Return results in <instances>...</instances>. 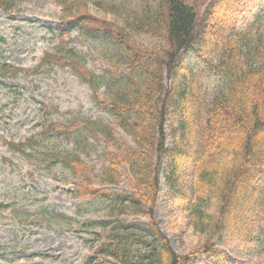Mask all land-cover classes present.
Returning a JSON list of instances; mask_svg holds the SVG:
<instances>
[{"label":"trees","instance_id":"1","mask_svg":"<svg viewBox=\"0 0 264 264\" xmlns=\"http://www.w3.org/2000/svg\"><path fill=\"white\" fill-rule=\"evenodd\" d=\"M19 1L0 0V7L11 12ZM157 1V15L136 30L160 35V43L150 48L91 14L85 0H58L64 11L59 50L43 56L50 64L71 67L113 119L48 123L41 133L75 132L77 142L84 132L92 133L100 145V175L76 151L57 153L80 180L75 197L101 198L115 213L100 221L105 230L87 264L219 261L217 237L227 246L256 241L254 255L236 264H264V0ZM75 29L88 40L112 41L117 61L96 74L76 49L64 51L63 37ZM204 74L226 80L206 101L199 85ZM102 85L113 91L111 100L101 97ZM170 119L177 138L172 145ZM35 137L9 145L25 153ZM125 167L132 173V190L109 189L128 175ZM190 168L193 177L184 183ZM163 177L201 239L186 254L174 250L156 221Z\"/></svg>","mask_w":264,"mask_h":264},{"label":"rangeland","instance_id":"2","mask_svg":"<svg viewBox=\"0 0 264 264\" xmlns=\"http://www.w3.org/2000/svg\"><path fill=\"white\" fill-rule=\"evenodd\" d=\"M85 1L91 14L130 33L137 42L150 48L160 43V35L136 31L141 22L157 15V0ZM63 15L58 0H20L11 12L0 8V264H87L105 230L100 221L115 214L101 198H76L75 186L80 180L57 156L58 152L76 151L95 165L100 175V145L93 134L84 132L78 142L75 132L68 136L41 135L48 123L70 124L87 118L113 123L111 115L97 106L91 87L71 67L43 60L44 53L59 50ZM63 39L62 49H76L96 74L108 67V62L117 61L113 55L115 44L108 39L88 40L79 29ZM164 79L168 81L165 71ZM199 85L201 98L206 101L214 91L225 87L226 80L220 75L204 74ZM100 95L108 100L115 96L104 85ZM174 121L166 123L170 145L177 139ZM119 132L126 135L121 129ZM31 136H36L37 142L25 153L9 145ZM123 171L128 175L119 184L107 185L109 189L132 190L131 170L125 167ZM192 177L190 168L187 178L183 174L184 183ZM162 182L156 221L176 252L189 253L198 248L201 239L193 233L187 210L169 193L165 177ZM187 187L189 191L190 183ZM216 240L220 260L197 257L195 264L247 261L257 245L252 241L248 246H227L219 237Z\"/></svg>","mask_w":264,"mask_h":264}]
</instances>
